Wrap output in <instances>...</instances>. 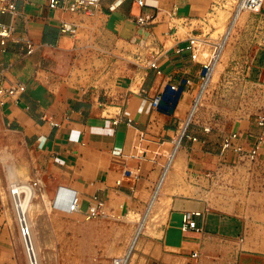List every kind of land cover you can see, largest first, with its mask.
<instances>
[{
  "label": "built area",
  "instance_id": "2783aa9c",
  "mask_svg": "<svg viewBox=\"0 0 264 264\" xmlns=\"http://www.w3.org/2000/svg\"><path fill=\"white\" fill-rule=\"evenodd\" d=\"M19 1L0 0V13L9 16L8 22H0L1 53L14 46L19 61L35 55L44 62L66 56L72 69L60 83H55V74L42 61L38 64L41 70L36 77L51 88L80 85L85 92L94 89L98 96L114 98L112 92L125 78L126 66L132 65L129 90L143 94L148 71L154 69L161 74V56L171 50L188 53L185 66L174 69V73H181L180 78L175 81L171 74L167 75L164 86L152 96L150 108L171 116L182 100L190 98L186 117L178 123L176 136L171 140L174 147L167 155V163L173 152H186L183 180L196 188L186 197L202 203V208L182 210L178 226L182 234L196 241L165 247L170 248L167 251L172 256L182 258L183 264H204L209 259H213V264H238L241 255L249 252L244 246L250 235L247 221L252 218L248 212L251 196L264 194V79L255 76L260 68L259 55L264 53V0H208L207 12L195 17L179 16L178 3L163 12L148 0H132L141 13L133 20L137 30L128 40L109 34L108 17L109 12L130 0H118V5L108 8H104L103 0H44L48 10L59 14L58 39L54 43L36 37L33 23L37 17L19 9ZM220 9L228 11L232 20L225 31L213 36L217 27L210 18ZM237 14H246L243 23L234 20ZM20 18L24 21L22 32L17 28ZM162 23L167 25L162 34L169 38L170 45L158 37L156 27ZM119 40L124 44L117 54ZM83 63L87 65L83 67ZM220 63L223 68L214 80ZM190 64L199 68L192 72ZM26 87L13 72L12 63L0 58V104L18 101ZM120 99L125 105V98ZM166 164L155 189L164 178ZM33 185L38 186L39 182L34 181ZM44 193L40 189L42 197ZM81 202L78 192H68L60 207L54 209L85 214L88 219L104 217L103 200L90 203L86 210ZM215 211L245 221L241 232L226 235L209 230V215ZM18 224L20 236L30 238L32 229L26 221L19 217ZM133 258L125 252L111 264H133Z\"/></svg>",
  "mask_w": 264,
  "mask_h": 264
},
{
  "label": "crops",
  "instance_id": "0c3cea01",
  "mask_svg": "<svg viewBox=\"0 0 264 264\" xmlns=\"http://www.w3.org/2000/svg\"><path fill=\"white\" fill-rule=\"evenodd\" d=\"M117 1L103 0L102 3L104 8H108ZM196 2L173 0L168 9L175 3L179 4V8L184 4L187 13L180 15L179 12V16L195 17L198 14H193V9H199ZM43 4L44 0H20L18 7L37 17L33 23L36 37L54 43L58 39L59 14L48 10ZM125 4L126 15H122L118 12ZM140 13L132 0L109 12V34L123 40L133 38L137 30L133 20ZM8 21L9 16L0 13V22ZM17 28L21 32L24 30L22 18L18 20ZM166 30L167 25L163 23L156 27L159 39L171 43L162 34ZM187 54L171 50L161 56L158 59L161 74L154 69L148 71L143 86L146 93L143 94L129 90L134 68L127 65L125 78L119 81L112 92L114 98H106L101 94L98 96L94 89L85 92L80 85L51 88L42 78L36 77V73L41 70L38 65L42 61L41 57L35 55L19 61L14 46L3 54L0 47V58L12 63L13 72L27 86L18 101L6 100L3 105L0 104V126L19 134L28 147L44 157L47 161L46 171L54 174L55 186L65 185L78 191L83 210L96 200L106 203L107 199L114 197L121 200V209L125 210L145 189L152 190L156 186L164 165L149 158V152L157 146L172 144L178 123L186 117L190 98L181 101L187 107L185 110L180 107V102L175 115L171 116L152 112L150 103L158 88L164 86L167 75L171 74L175 81L180 78L181 73H174V69L185 66ZM42 62L46 64V61ZM190 65L192 72L199 68V65ZM121 97L125 98V105ZM139 199L140 202L141 196ZM192 203L200 207H186L183 210L202 208V203ZM173 212L174 208L162 224L160 243L169 247L190 244L185 239L178 245L167 242L172 231H178L184 238L188 237L181 233L178 226L172 225ZM222 214L211 213L207 228L226 235H236V221L240 219ZM225 219L228 220L226 224L223 222ZM21 253L20 243L13 235L9 221L4 219L0 211V264H26Z\"/></svg>",
  "mask_w": 264,
  "mask_h": 264
},
{
  "label": "rangeland",
  "instance_id": "374dc122",
  "mask_svg": "<svg viewBox=\"0 0 264 264\" xmlns=\"http://www.w3.org/2000/svg\"><path fill=\"white\" fill-rule=\"evenodd\" d=\"M158 1L159 4L157 6L164 12L168 10L173 0ZM196 5L200 10H194L193 14L203 15L207 12L209 2L208 0H197ZM179 12L180 15L187 13V8L184 4L180 6ZM118 13L126 15V4L120 8ZM217 16L211 17L213 22L217 21ZM230 20H232V17H229ZM162 22L165 21L163 20ZM218 32L220 33V31ZM122 44L124 42L119 40V48L115 53H121L122 49L120 47ZM70 63V60L63 56L57 60L48 59L44 67L55 74V83H60L66 78L67 73H70L72 69ZM86 65V63H83V67ZM258 66L260 68L257 69L258 72L255 71V76L264 79V53L259 55ZM77 69H73V71L75 70L78 73ZM180 107L184 110L187 108L184 102H181ZM173 147V144L157 146L149 152V158H154L159 164L165 165L167 163V155ZM180 151L182 168L178 171L170 169L176 174V187L178 188L173 190L171 197L175 205L172 203L168 213H160L157 210V206L160 203V195H156V189L152 188V190L145 189L135 201H129L130 203L125 210L121 209L122 203L117 197L110 200L107 199L108 201L102 207L104 217L88 219L84 214L56 211L54 208H59L60 203L52 202L47 204L44 201V198L40 195V189L48 193L52 201L58 194H64L66 191L67 193L77 192V190L65 185L55 186L53 184L55 183L54 174L46 171L47 161L44 157H40L35 150L28 147L19 134L8 130L3 125L0 126V211L4 219L9 221L12 233L20 243L21 254L26 264L28 262L25 247L19 233L14 198L11 197L10 193L12 185L9 178L10 165H27L30 169V175L25 177V180H21L22 185L20 186L31 184L34 196L33 194L31 195V190L26 187L21 190L20 195L23 201L29 197V200L37 205L33 214L32 231L37 240L42 264H111L114 258L122 256L125 252H128L132 258L134 257L132 260L133 264H156L157 262L159 264H183L182 258L172 256L167 251L170 248H166L165 245L160 243L162 224L167 220L169 212L173 208L171 223L173 226H179L182 221L181 210L186 207H200L199 204L192 203L186 197L189 191L186 193L185 189H180L187 185L183 180L187 156L184 150ZM168 164L169 162L167 166ZM34 181H38L39 185L34 186ZM60 186L63 187L58 189ZM140 196L141 201L139 202ZM250 200L248 212L252 218L247 221L250 235L247 236L244 247L248 249L249 246L253 250L244 252L238 264H264V194H253ZM66 209L68 210V208ZM220 214L225 217L228 216L224 212ZM223 222L226 224L228 220L225 219ZM141 223L143 224L142 226ZM236 224V232L240 233L245 221L237 220ZM140 226L142 229L139 231ZM16 228H18V231ZM210 228L215 227L211 226ZM182 239L196 241L192 238L182 237L178 231H172L168 236L167 242L172 245H178ZM212 260H206L204 264H213ZM224 261L226 262V257H224Z\"/></svg>",
  "mask_w": 264,
  "mask_h": 264
},
{
  "label": "bare ground",
  "instance_id": "6f19581e",
  "mask_svg": "<svg viewBox=\"0 0 264 264\" xmlns=\"http://www.w3.org/2000/svg\"><path fill=\"white\" fill-rule=\"evenodd\" d=\"M148 3L150 5H152V6H157L159 4V1L158 0H148ZM118 4H119V1H117L114 4V6H116ZM220 10H219L220 12L218 11L219 13L217 12L218 16H217V14L215 15V16H217V18H216L217 21L213 22V18H210L211 23L213 25L217 26V32L214 33L213 36H216L217 33H219L218 31H220V32L225 31L226 27H227V24L229 22V12L224 10V9H220ZM245 17H246L245 14H237L235 16L234 20L238 21L241 24V23L244 22ZM180 32H181V30H180ZM168 45H170V43H168ZM225 56L226 55H224L223 61L225 60ZM222 68H223V63H220L218 65L216 71H215L214 80L217 79L218 74H219V72H220V70ZM177 147H178V142H177V145H176L174 151H176ZM176 152L172 153V157H171V159L169 161L168 166L166 164V169L167 170L165 171V175H164V178H163L164 180L163 179L161 180V182L159 183V185H158V187L156 189V192H155L156 195H160V198H159L160 199V203L157 206V210L160 213H165V214L168 213V211L171 208V205L173 203V198L171 197L172 194H173V190H175V188H178V187H176L177 186V183H176L177 182V177H175L176 174L173 173V171L170 170L172 168V169H174V171H178L179 169L182 168V165H181L182 164V160L180 158L181 151L178 152V153H176ZM29 175H30V169H29V167L27 165H10L9 166V178H10V180L12 182L10 193L12 195L11 197L14 198V207H15V210H16L17 219H19V217L24 219L26 221V223L28 224V226L32 229L34 209H35V207H37V205L32 203V201L29 200V197L25 201H23L22 198H21V195H20L21 194V190L26 187L29 190H31L30 193H31V195L33 194V196H34V192H32V185L31 184H28L27 186H24V185L20 186V185H22L21 184V180H25V177H27ZM180 189H185L186 193L188 191H189V193H192V192H194L196 190V188L193 185H191V184L186 185L185 187H182ZM66 194H67V191L64 194L56 195L54 201H52V198L49 197L48 193H44L43 198H44V201L47 204H51L52 202L61 203L62 199L65 197ZM154 198H156V197H154ZM131 220H132V218H131ZM142 225L143 224L141 223V226ZM141 226L138 229L139 231L142 229ZM21 238H22V241H23V244H24V247H25L26 258H27L28 264H42L41 263V258H40V253H39V247L37 245V240L35 238V235H34L33 231H31L30 238H26V240L23 237H21ZM247 250L252 251L253 248L248 246Z\"/></svg>",
  "mask_w": 264,
  "mask_h": 264
},
{
  "label": "trees",
  "instance_id": "16d2710c",
  "mask_svg": "<svg viewBox=\"0 0 264 264\" xmlns=\"http://www.w3.org/2000/svg\"><path fill=\"white\" fill-rule=\"evenodd\" d=\"M195 10V8L193 9V11ZM262 57V56H261ZM263 59V58H262ZM256 72H258V70H256Z\"/></svg>",
  "mask_w": 264,
  "mask_h": 264
}]
</instances>
